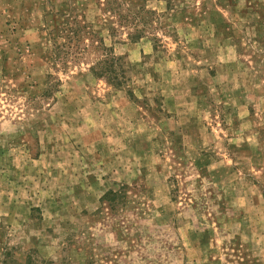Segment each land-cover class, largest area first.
I'll return each instance as SVG.
<instances>
[{
    "label": "rangeland",
    "instance_id": "374dc122",
    "mask_svg": "<svg viewBox=\"0 0 264 264\" xmlns=\"http://www.w3.org/2000/svg\"><path fill=\"white\" fill-rule=\"evenodd\" d=\"M107 1L0 0V264H264V0Z\"/></svg>",
    "mask_w": 264,
    "mask_h": 264
},
{
    "label": "trees",
    "instance_id": "16d2710c",
    "mask_svg": "<svg viewBox=\"0 0 264 264\" xmlns=\"http://www.w3.org/2000/svg\"><path fill=\"white\" fill-rule=\"evenodd\" d=\"M107 4L111 7V12L120 14L119 2L117 0L107 1ZM109 7V6H108ZM121 18V17H120ZM79 33V32H77ZM74 35H78V34ZM80 34V33H79ZM80 36V35H78ZM104 56V55H103ZM127 63L123 61V58H119L113 55V53L106 55L104 59H100L95 67H92V73L99 77L104 78L114 85L121 86L126 83V67Z\"/></svg>",
    "mask_w": 264,
    "mask_h": 264
}]
</instances>
